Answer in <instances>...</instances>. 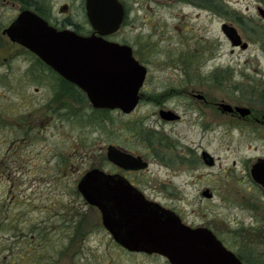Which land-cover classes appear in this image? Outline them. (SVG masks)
<instances>
[{
    "label": "rangeland",
    "instance_id": "1",
    "mask_svg": "<svg viewBox=\"0 0 264 264\" xmlns=\"http://www.w3.org/2000/svg\"><path fill=\"white\" fill-rule=\"evenodd\" d=\"M37 1L45 8L51 6L56 16L64 13L60 9L68 2L72 6L68 16L82 21L81 0ZM225 1L229 21L249 45L246 51L230 54L216 16L177 2L131 0V29L126 22L117 36L143 53L150 72L146 94L164 92L173 86L171 82L183 79L184 60L178 59L187 52L183 42L189 41L195 51L200 50L196 59L200 78L216 76L214 83L199 82V92L212 100L264 110V21L257 12L264 9V0ZM14 6L15 0H0V223L8 221L0 230V264H169L158 255L129 253L116 245L103 228L98 210L78 193V181L92 168L118 174L106 160L108 145L148 154V171L136 178L148 199L175 211L187 225L209 228L232 251L247 257L249 264H264V194L250 183L241 185L242 160L254 154L247 148L264 149L257 130L236 124L227 130L216 126L202 145L218 162L213 168L197 166L192 171L179 163L184 159L180 147L153 151L136 135L137 124L161 132L154 105L144 103L133 115L117 111L98 115L88 102H74L73 94L72 99H63L56 92V82L39 70L32 54L3 34L15 16ZM207 41L214 42L215 58L210 60L202 57L200 49ZM166 104L184 103L175 97ZM165 129L172 131V142L176 135L183 146L200 142L199 132L185 125ZM164 158L170 165L163 163ZM205 188L214 193L211 200L200 196ZM240 225L258 229L238 236ZM40 230L49 234V253L41 249L37 236L32 237ZM30 238L42 252L36 250L27 258L24 251Z\"/></svg>",
    "mask_w": 264,
    "mask_h": 264
},
{
    "label": "water",
    "instance_id": "2",
    "mask_svg": "<svg viewBox=\"0 0 264 264\" xmlns=\"http://www.w3.org/2000/svg\"><path fill=\"white\" fill-rule=\"evenodd\" d=\"M84 1L96 35L58 31L29 10L20 13L3 34L83 91L93 109L129 114L138 103L146 70L134 60L128 46L101 39L118 31L124 19L123 7L118 0ZM257 11L264 20V9ZM223 32L232 46L240 44L233 27L224 25ZM236 110L242 115L249 113L246 108ZM106 158L125 171L146 167L140 158L114 146L106 148ZM252 172L264 188V161ZM76 189L88 205L98 210L113 242L129 253L158 255L169 264H242L209 230L183 224L173 211L145 199L118 174L92 168L82 175ZM204 195L210 197L206 192Z\"/></svg>",
    "mask_w": 264,
    "mask_h": 264
},
{
    "label": "flooded vegetation",
    "instance_id": "3",
    "mask_svg": "<svg viewBox=\"0 0 264 264\" xmlns=\"http://www.w3.org/2000/svg\"><path fill=\"white\" fill-rule=\"evenodd\" d=\"M120 4L123 7L124 10V19L122 21V24L118 31H116L113 34L103 36L101 39L105 42L108 43H113V44H118V45H124L128 46L131 49V55L134 58L135 61L139 65L145 68L146 74L144 81L139 89L138 96L139 100L136 105V107L131 111L129 114H123L120 110H105V109H94L95 111H107L108 114L109 112L112 111H117L120 112L123 115H133L135 114L144 103H150L151 105H154L153 107L156 109L154 112V116H157V120L160 122L161 125V132L157 133L154 130L151 129H146L144 125L137 124L138 126L136 130V135L140 136L143 142H145V146L148 147L149 149H153V151H157V148L160 149H165V150H172L177 149L180 147V150L182 154L184 153V159L180 158L179 163L180 164H187L188 166L191 167L192 171H195L197 166H203L204 168H213L215 167L216 163L218 162L219 158H215L209 151L208 148L202 145V141L205 138H209L213 136V133L215 131L216 126H223L225 130L229 129V127L232 124H236L239 126H242L244 128H255L257 130L256 134L258 136V140L263 141L264 140V110L261 112H257L252 108L249 107H244L241 105H232L228 104L224 100H212L210 99L209 96H205L201 92L197 90V87L199 86L200 83H208V82H216V76L215 75H206L208 76L207 78H200V75H202L200 68L198 67V62H197V57L200 55V50L195 51L197 48L191 47L189 44V41H184L183 46L184 49L187 51L186 53H180L182 57H179L178 61H182L183 58V66L182 72L183 74V79L182 80H177L171 83L173 86L170 88H167L164 92H160L157 94H146L148 93L144 91L146 82L149 78L150 72L147 67V64L143 61V53L139 51L137 46L135 44H131V42H126L125 39L117 36L118 32H120L121 28H123L128 22L129 27L131 29V0H129L128 4H125L122 0H118ZM155 3H172V2H177L178 4L189 7L191 9H195L197 11L203 12L207 14L208 17H218L220 21V31L222 35L225 37L226 41L230 45V54H233L234 51H246L248 49V43L242 40L241 35H239L236 27L232 26L231 22L229 21V12L227 11V2L225 0H152ZM33 6L29 8H25L23 5V0H15V8L16 11H14V18L9 22V24L4 27L3 30L8 28L18 17L20 13H22L25 10H29L33 13H35L37 16L41 17L44 19L50 26L55 28L56 30H70L74 32L75 34L79 36H91V35H96V33L92 30L87 16H86V6H85V1L81 0V11H82V21L77 23L74 20L71 19V16H68L70 14L71 10V4L64 3L62 5V9H60V13L63 10L64 13L60 16H56L52 10V7L49 6L48 8H45L43 5H41L37 0H32ZM44 7V8H43ZM44 9V11L42 10ZM258 9V8H257ZM59 11V8L57 9V12ZM56 12V14H57ZM258 12V11H257ZM61 17V18H60ZM260 18V17H259ZM261 19V18H260ZM262 20V19H261ZM264 21V20H263ZM228 25L230 27H233L239 38H240V44L238 46H232V43L230 40L226 37V35L223 32V26ZM177 32H181L180 27L175 28ZM189 30H192L189 28ZM8 40L9 38L6 37ZM192 40V38H191ZM10 41V40H9ZM11 42V41H10ZM13 43V42H11ZM21 48H24L20 46L19 44L13 43ZM246 44V48L243 49L242 45ZM152 46H148V49H152ZM200 47V46H198ZM25 49V48H24ZM202 50V57H208V59L215 58L214 55V42L210 43L207 41L206 47L203 44V47L200 48ZM28 51V50H27ZM32 54V53H31ZM33 58L37 62L39 66V70L43 72V74L49 75L52 77L51 80L56 82V92H61L63 94L62 98H71V91L72 89L75 91H78L80 94L79 100H73L76 103L79 104H86V102L89 103L88 98L86 94L78 89L75 85L67 82L65 79L60 77L57 73H55L52 69H50L47 65H45L42 61H40L35 55H33ZM212 57V58H211ZM177 71V70H175ZM70 85V86H69ZM73 85V88L71 87ZM55 92V93H56ZM178 97L182 100L184 104H175L173 107L171 104H166L168 101L171 99ZM52 102L57 103L58 100H55L54 97L52 99ZM90 104V103H89ZM149 104V105H150ZM227 107H230L228 109ZM179 108V109H178ZM237 108H246L249 110V113L246 115H242L240 112H238L236 109ZM218 118V122L215 121V118ZM185 125L187 129H192L195 132H199L200 134V142L196 144H185L183 146L181 144L182 138L179 137L178 135L175 136V142H172V136L170 135L172 131L170 132L169 130H166L165 127H168L169 129L176 126V125ZM193 142V141H192ZM190 145H194L193 148H190ZM108 146H114V145H108ZM107 146V147H108ZM106 147V148H107ZM117 147V146H114ZM145 147V148H146ZM185 147V148H184ZM249 146L247 150L252 151L254 154L250 156L244 157L242 160V171L241 173L243 176H241V185L242 187L247 186V183L252 184L255 186L259 191L263 192L264 194V188L254 179L253 175V167L259 163L260 161H264V149L260 148L258 150L257 147L250 148ZM121 150H124L128 153L131 154V156L140 158L143 163L146 164V167L143 169H138V170H131V171H125L122 170L114 165L113 166L114 170L118 173V175L124 177L132 187L137 189L139 192L142 193V195L145 197V199L155 202L153 200L148 199L147 195L141 191V184L142 182H139L137 180V177H143V175L148 171L149 167V160H148V154H144L142 151H136L131 149V151L125 150L123 148L117 147ZM144 148V149H145ZM173 149V150H174ZM106 156V153H105ZM179 159V158H178ZM107 160V158H106ZM163 163L168 166L169 161L168 159L164 158ZM235 162H233V165ZM131 175V179L130 176ZM262 177L264 176V173L261 174ZM256 176H259L256 175ZM198 179H200L199 176H197ZM247 190V189H246ZM248 191V190H247ZM210 195V197H207L204 195V193ZM214 193L210 191V189L205 188L201 193L200 196L203 199L206 200H211L213 198ZM256 202L259 201L258 199L255 200ZM157 203V202H155ZM167 209V208H166ZM170 210V209H169ZM172 211V210H171ZM175 214L176 212L173 211ZM177 215V214H176ZM178 216V215H177ZM179 217V216H178ZM181 222L185 224L182 219L179 217ZM258 219H255V221ZM187 225V224H185ZM190 228H205L209 230L222 244L223 246L231 251L237 259L242 263V264H249V259L242 255H239L238 253L232 251L231 248L228 247L222 240H220L215 233L212 232L207 227L199 226V227H193L190 225H187ZM262 229H264V222L261 223ZM250 227H253L251 225ZM241 228V225H240ZM258 228H241L240 230L236 231V234L238 236L242 234H247L256 231ZM237 237V236H236ZM245 242H251V241H245ZM262 243V242H261Z\"/></svg>",
    "mask_w": 264,
    "mask_h": 264
},
{
    "label": "trees",
    "instance_id": "4",
    "mask_svg": "<svg viewBox=\"0 0 264 264\" xmlns=\"http://www.w3.org/2000/svg\"><path fill=\"white\" fill-rule=\"evenodd\" d=\"M23 5H24L25 8H29V7H32L33 6V2H32V0H23ZM71 87L73 88V85H71ZM71 94H73L74 97L77 100H79V97H80L79 94L80 93L78 91H75V90L72 89ZM95 112L98 115H107L108 114L107 111H95ZM5 212L7 213V210H5ZM7 224H8V221L6 219H3V222L0 223V230H3L4 227H7ZM48 236H49V234L47 232H45V231H42V230H40L39 232H36V233L32 234V237L33 238L36 237L35 239H38L39 240V243L38 244L40 245L41 249H44L45 250L44 252H46V253H49L48 252V249L51 248V246L48 247L46 245V243H47L46 241H49L50 240V238H48ZM35 243H37V242H34V244ZM34 244H33L32 238H30V241L28 242V245L26 244V246H29V248L26 247L25 248V251H24L25 252V256L27 258L30 257L31 254H33L34 252H36V250L37 251L39 250V248H40L39 245H38V248H37L36 246L34 247ZM31 247H33V249H30ZM39 251L42 252V250H39ZM61 252H62V250H60V253L59 252L57 253L58 256L56 257V260L55 261H58L59 260V257L61 255ZM19 257L21 259L23 258L21 255Z\"/></svg>",
    "mask_w": 264,
    "mask_h": 264
}]
</instances>
